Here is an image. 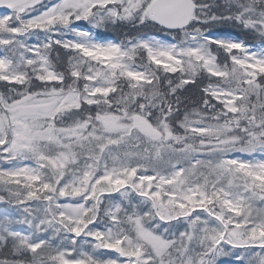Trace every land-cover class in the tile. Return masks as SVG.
<instances>
[{
    "label": "snow or ice",
    "instance_id": "1",
    "mask_svg": "<svg viewBox=\"0 0 264 264\" xmlns=\"http://www.w3.org/2000/svg\"><path fill=\"white\" fill-rule=\"evenodd\" d=\"M0 264H264V0H0Z\"/></svg>",
    "mask_w": 264,
    "mask_h": 264
},
{
    "label": "trees",
    "instance_id": "2",
    "mask_svg": "<svg viewBox=\"0 0 264 264\" xmlns=\"http://www.w3.org/2000/svg\"><path fill=\"white\" fill-rule=\"evenodd\" d=\"M108 35H109V37L114 38L115 35H116V33H112V32H110V33H108Z\"/></svg>",
    "mask_w": 264,
    "mask_h": 264
}]
</instances>
